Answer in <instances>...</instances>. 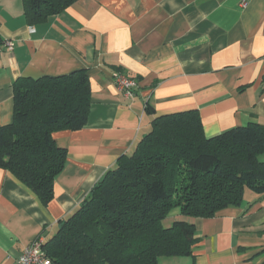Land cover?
<instances>
[{
    "label": "crops",
    "instance_id": "1",
    "mask_svg": "<svg viewBox=\"0 0 264 264\" xmlns=\"http://www.w3.org/2000/svg\"><path fill=\"white\" fill-rule=\"evenodd\" d=\"M242 1L79 0L30 26L23 0H0V127L13 121L21 78L87 70L91 85L87 125L53 135L67 163L49 204L0 168V264L50 241L155 118L196 110L207 138L264 126V0ZM115 73L139 83L135 99L117 90ZM183 220L174 210L164 225ZM194 224L193 256L159 264H264V195L247 191L240 207Z\"/></svg>",
    "mask_w": 264,
    "mask_h": 264
},
{
    "label": "trees",
    "instance_id": "2",
    "mask_svg": "<svg viewBox=\"0 0 264 264\" xmlns=\"http://www.w3.org/2000/svg\"><path fill=\"white\" fill-rule=\"evenodd\" d=\"M79 0H23L36 26ZM14 117L0 127V168L42 201L54 197L67 151L54 134L82 130L91 108L87 70L21 78L13 86ZM150 115L155 110L147 105ZM264 126L249 124L207 138L198 111L155 118L131 155L106 172L58 233L44 244L52 264H159L191 257L195 219L240 207L247 191L264 195ZM191 221L164 222L174 211Z\"/></svg>",
    "mask_w": 264,
    "mask_h": 264
},
{
    "label": "built area",
    "instance_id": "3",
    "mask_svg": "<svg viewBox=\"0 0 264 264\" xmlns=\"http://www.w3.org/2000/svg\"><path fill=\"white\" fill-rule=\"evenodd\" d=\"M249 0H243L241 6L245 9L248 6ZM8 50H13V45H8ZM114 83L117 90L121 92L127 99L133 100L136 98L139 83L122 73H115ZM45 241L43 238L36 239L31 243L18 258L16 264H52L44 250Z\"/></svg>",
    "mask_w": 264,
    "mask_h": 264
},
{
    "label": "rangeland",
    "instance_id": "4",
    "mask_svg": "<svg viewBox=\"0 0 264 264\" xmlns=\"http://www.w3.org/2000/svg\"><path fill=\"white\" fill-rule=\"evenodd\" d=\"M264 159V158H263Z\"/></svg>",
    "mask_w": 264,
    "mask_h": 264
}]
</instances>
